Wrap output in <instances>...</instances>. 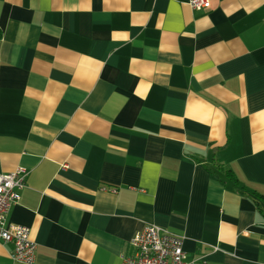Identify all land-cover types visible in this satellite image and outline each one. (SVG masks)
Segmentation results:
<instances>
[{
	"label": "crops",
	"instance_id": "0c3cea01",
	"mask_svg": "<svg viewBox=\"0 0 264 264\" xmlns=\"http://www.w3.org/2000/svg\"><path fill=\"white\" fill-rule=\"evenodd\" d=\"M0 0L6 224L33 264H123L157 225L192 264H264V0ZM13 246L0 243V264Z\"/></svg>",
	"mask_w": 264,
	"mask_h": 264
},
{
	"label": "built area",
	"instance_id": "2783aa9c",
	"mask_svg": "<svg viewBox=\"0 0 264 264\" xmlns=\"http://www.w3.org/2000/svg\"><path fill=\"white\" fill-rule=\"evenodd\" d=\"M208 0H192L190 6L200 10ZM27 172L17 169L8 174L0 173V243L11 244V259L17 263L33 264L37 245L31 239L30 229L7 225L11 208L20 200L26 187ZM133 254L124 258L123 264H192L184 251V238L157 225H146L129 242Z\"/></svg>",
	"mask_w": 264,
	"mask_h": 264
},
{
	"label": "trees",
	"instance_id": "16d2710c",
	"mask_svg": "<svg viewBox=\"0 0 264 264\" xmlns=\"http://www.w3.org/2000/svg\"><path fill=\"white\" fill-rule=\"evenodd\" d=\"M0 38H1V32H0ZM223 179L224 181H228L230 183L234 191L241 194L248 193L251 196L257 198L261 203L264 204V196L259 195L255 191L248 188L244 183H242L239 180V178L231 170H224Z\"/></svg>",
	"mask_w": 264,
	"mask_h": 264
}]
</instances>
